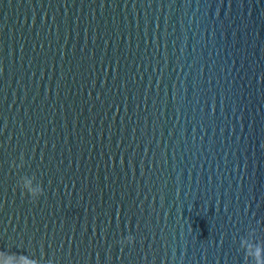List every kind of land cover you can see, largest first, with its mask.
<instances>
[{
    "label": "water",
    "instance_id": "obj_1",
    "mask_svg": "<svg viewBox=\"0 0 264 264\" xmlns=\"http://www.w3.org/2000/svg\"><path fill=\"white\" fill-rule=\"evenodd\" d=\"M249 244L264 259V0H0V264Z\"/></svg>",
    "mask_w": 264,
    "mask_h": 264
},
{
    "label": "clouds",
    "instance_id": "obj_2",
    "mask_svg": "<svg viewBox=\"0 0 264 264\" xmlns=\"http://www.w3.org/2000/svg\"><path fill=\"white\" fill-rule=\"evenodd\" d=\"M31 192H35V190L30 189ZM248 255L252 256L255 259L256 264H264V259L261 258V247L260 246H256L253 250V246L251 244H249L248 246ZM6 264H11V261H6ZM23 264V262H22Z\"/></svg>",
    "mask_w": 264,
    "mask_h": 264
}]
</instances>
